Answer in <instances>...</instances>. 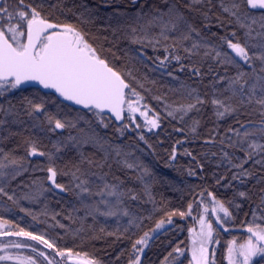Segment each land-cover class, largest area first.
<instances>
[{
  "label": "snow or ice",
  "instance_id": "1",
  "mask_svg": "<svg viewBox=\"0 0 264 264\" xmlns=\"http://www.w3.org/2000/svg\"><path fill=\"white\" fill-rule=\"evenodd\" d=\"M130 4L136 11L127 17L130 23L125 38L140 45L137 55L141 59L147 48L154 52L162 50L163 57L156 56L154 60L157 68L167 70L169 77L178 79L168 70L173 62L178 65V71L187 70L201 82L205 75L211 77L210 95H201L198 89L182 83L181 89L188 102H165L166 115L183 122L193 111L199 112L203 106L211 104L217 119L235 117V124L227 128L219 140L216 138L218 129H213V134L203 140L208 148L204 155H219L218 166L226 165L232 171L233 181L243 183L256 178V173L245 165L251 163L264 170V0H130ZM79 8L82 10L78 14L73 12L68 0H15L14 6L9 5L8 0L0 2V97L35 82L43 89L54 90L64 101L82 106L98 118L97 127H109L111 120L106 122L105 115L110 113L115 121L121 122L116 128L120 136L130 129L151 132L159 128L161 116L147 103H142L145 98L137 91V87L144 88L143 83L133 75L131 68L117 67L108 59L103 46L98 47L86 30L85 25L92 21L91 11L83 4ZM217 8L219 12L215 11ZM66 13H71L75 19H70ZM57 14L65 17L63 22ZM232 25L235 28L228 31ZM213 26L223 34L212 32ZM185 60L189 61L188 65ZM206 63L207 73L202 71ZM229 67L236 68L235 74H228ZM220 68L224 69V74L218 71ZM25 99L21 109L11 101L0 103V199L6 198L18 206L21 200L41 201L48 192L71 191L79 205L74 211H83L85 219L126 217L129 225L135 224L137 217L130 210L129 202L137 201L140 194L112 175V163L136 173L134 179L143 185V194L152 199L150 186L145 182L148 169L134 158L133 146H127L126 150L125 146L112 143L83 117L58 118L46 112L43 102ZM249 108L259 115V120L240 119L251 115L247 111ZM21 111L33 121L32 127L54 134L59 130L60 139L52 144L53 151H41L32 138L25 139L23 156L17 155L16 149H6V143L20 135L13 131V126L25 125ZM137 114L142 123L137 122ZM41 115L44 121H39ZM198 125L199 120H193L190 127L193 134ZM65 131L67 136L63 135ZM139 140L147 143L142 132ZM89 146L101 154L99 159L85 152ZM213 147H218L219 152L211 151ZM68 149H75L78 159L67 170L58 169L55 167L58 154ZM238 152L243 155H237ZM184 154L192 156L187 149ZM33 157H47L46 169L39 165L30 168ZM175 157L174 146L171 158ZM105 168L108 171H104ZM37 170L47 171V185L37 177L29 182L21 180L13 186L18 177ZM58 174L71 176L70 188L57 182ZM259 179L264 182V177ZM222 180L224 177L220 176L216 183ZM205 194L210 199H205ZM198 195L200 199L190 202L187 211L168 213L167 220L161 219L153 231L162 229L165 223L171 224L174 215L191 216L199 224V230L194 227L188 230L191 237L189 264H215L216 249L211 246L221 241L214 223L228 232L226 224L231 222L232 213L212 191L203 189ZM238 195L244 198L248 194L241 191ZM194 205L201 209L197 216H193ZM242 226L246 238L242 241L234 238L226 243L227 264H260L264 260V189H261L260 202L253 209L251 220ZM148 236L145 232L132 245L128 264H141L140 254L147 247ZM141 245L144 247H138ZM20 250H28L31 254L21 255ZM173 251L182 256L185 249L177 246ZM74 256L76 264H98L87 254L81 256L70 248H61L57 240L46 238L44 233L26 231L18 224L0 219V264H71ZM167 261L165 257L162 264Z\"/></svg>",
  "mask_w": 264,
  "mask_h": 264
},
{
  "label": "trees",
  "instance_id": "2",
  "mask_svg": "<svg viewBox=\"0 0 264 264\" xmlns=\"http://www.w3.org/2000/svg\"><path fill=\"white\" fill-rule=\"evenodd\" d=\"M8 4L14 6L15 0H8ZM81 4L86 5L92 13L91 23L85 25L89 35L96 41L98 47L103 46L104 54L117 67H128L133 70V75L144 85V88L137 87V91L145 98L142 103H147L155 113H159L160 127L149 132L146 129H134L133 126L134 130H128L120 136L116 131L120 122L115 121L110 113L105 115L106 122L111 120L109 127L107 129L97 127L98 118L88 113L87 110L64 101L58 94L44 91L38 86H21L17 90L6 93L4 97H0V103L7 104V101H11L18 109H21V106L26 103L25 98L37 103L43 102L48 114L68 119L83 117L84 120L91 121L92 127L112 143L123 145L126 150L127 146L132 145L134 158L148 169L149 175L145 177V182L150 186L152 199L149 200L148 196L143 194V185L134 179L136 173L112 163V175L119 177L127 187L134 188L140 194L137 201L129 202L130 210L137 217L135 224L129 225L126 217L119 219L97 217L95 220L87 217L85 219L83 211H74L79 208L74 193L71 191L61 193L59 190L45 193L42 200L38 202L21 200L18 206L2 198L0 199V219L18 224L26 231L44 233L46 238L51 237L57 240L61 248H70L82 255L87 254L89 258L100 264H128L129 256L133 251L132 245L137 239L142 238L145 232L150 236L154 232L156 223L161 219L167 220L168 213L175 210L187 211V205L193 200H198V193L207 189L212 191L217 199L224 202L232 213L228 232H224L214 223L221 243L211 246L216 249L215 264H227L226 243L234 238L240 241L246 238L247 233L242 225H246V222L251 220L252 211L260 202L261 189H264V182L259 179V177H264V170H261L259 166L254 167L251 163L245 165L256 173V178H249L241 183L231 179L232 171L226 165L218 166L219 155L216 157L204 155L208 148L203 144V140L213 134V129H218L219 135L216 138L219 140L226 129L235 124V117L227 116L217 119L211 104H206L199 112L193 111L185 117L183 122L168 117L164 111L165 102L168 104L188 102L181 89L182 83L198 89L201 95L205 93L210 95L208 84L211 77L205 75L201 82L198 78L192 77L187 70L178 71V65L175 62L168 70L173 71L178 79L169 77L167 70L157 68V61L154 60L156 56L163 57L165 53L162 50L154 52L151 48H147L144 50V58L141 59L137 55L140 45L132 44L125 38V32L130 23L127 17L134 15L136 11L131 6L130 0H68V6L73 8V12L77 14L82 10L79 8ZM215 11L219 12V9ZM66 15L70 19H75L71 13H66ZM256 15L258 17L259 13ZM57 18L61 22L65 19L59 14ZM232 28H235V25L227 30L230 31ZM211 31L223 34L215 26ZM238 35H242V32H238ZM184 63L188 65L189 61L185 60ZM207 70L208 64L206 63L202 71L207 73ZM244 70L248 71L246 68ZM218 71L224 74L223 68ZM227 71L229 75H233L236 68L229 67ZM157 97L163 99L158 100ZM247 111L251 115L240 117L241 120L260 119L252 108ZM21 116L25 125L13 126V131L19 132L20 135L11 138L5 145L6 149H16L17 155L23 156L26 148L24 141L26 138H32L37 141L41 151H53L52 144L60 139L59 130L55 134L46 130L41 131L40 127H32L33 121L24 115L23 111H21ZM193 120H199L195 134L190 131ZM39 121H44L43 115L39 117ZM39 121L36 123L39 124ZM139 121L137 119V122ZM81 125L83 126V121ZM178 128L184 131H176ZM141 132L147 143L139 140ZM67 134V131L63 133L64 136ZM177 141L183 143L177 144ZM174 146L176 157L172 159ZM185 149L191 152L192 156L185 155ZM211 151L219 152V149L213 147ZM85 152L97 159L101 156L96 149L90 146L85 148ZM58 155L59 159L55 161V167L58 169L67 170L78 159L75 149L65 150ZM237 155L242 156L243 154L238 152ZM30 160V168L39 165L46 169L48 166L47 157H33ZM104 171L108 169L105 168ZM190 172H195V175H190ZM47 175L46 170L30 171L18 177L17 181L13 182V186L21 180L29 182L37 177L47 185L49 183ZM112 175L109 176V180L112 179ZM220 176H223L224 180L217 184L216 179ZM56 179L58 183L71 187L70 175L58 174ZM241 191L246 192L247 197H239L238 193ZM229 201L232 203L229 204ZM237 204L239 208L235 207ZM171 219V224L165 223L167 226L163 230L148 239L147 247L138 246L144 247V252L140 254L141 264H162L165 257H168L167 264H189L191 238L188 230L195 228L197 223L191 216L181 218L179 215H174ZM61 224L64 225L63 228L59 226ZM109 233H114V235H109ZM177 246L185 249L184 255L181 256L173 251ZM169 253H172V256H169ZM260 264H264V260H261Z\"/></svg>",
  "mask_w": 264,
  "mask_h": 264
},
{
  "label": "rangeland",
  "instance_id": "3",
  "mask_svg": "<svg viewBox=\"0 0 264 264\" xmlns=\"http://www.w3.org/2000/svg\"><path fill=\"white\" fill-rule=\"evenodd\" d=\"M149 115H150V114H149ZM137 119H139V120L141 121V123H142V119L139 117L138 114H137ZM140 121H139V122H140ZM129 131H131V129H130ZM199 199H200V197L198 198V200H199ZM205 199H210V198H208V197L205 195ZM200 211H201V209H198V208H196V207L194 206V216L199 215ZM220 215L222 216L223 214L220 213ZM211 218L214 220V216L211 217ZM228 224H229V223H228ZM228 224H226L227 227H228ZM166 226H167V225L165 224L164 227H163L162 229L155 230L153 233H151V235L148 237V239L152 238L153 235H155L157 232L163 230ZM195 228L197 229V231L199 230V224H198V223H197V225H196ZM228 228H229V227H228ZM190 238H191V237H190ZM5 239H7V238H5ZM13 252H14V254H15L16 250H13ZM19 254H21V255H29V254H31V253H30L28 250H20ZM81 256H83V255L81 254ZM73 258H77V257L74 256ZM255 259H257V258H254V260H255ZM9 264H10V262H9ZM71 264H73V263H71ZM98 264H100V263L98 262Z\"/></svg>",
  "mask_w": 264,
  "mask_h": 264
},
{
  "label": "water",
  "instance_id": "4",
  "mask_svg": "<svg viewBox=\"0 0 264 264\" xmlns=\"http://www.w3.org/2000/svg\"><path fill=\"white\" fill-rule=\"evenodd\" d=\"M22 86H38V87H40L41 89H43L42 86L36 84L35 82H29V83H26V84H24V85H22ZM43 90H44V91H50V92L55 93L54 90H51V89H43ZM55 94H57V93H55ZM61 98H62V97H61ZM67 102H69V101H67ZM69 103H72V102H69ZM72 104H73V103H72ZM77 106H79V105H77ZM79 107H82V106H79ZM120 123H121V122H120ZM76 261H77V258H72L71 263L76 264Z\"/></svg>",
  "mask_w": 264,
  "mask_h": 264
}]
</instances>
